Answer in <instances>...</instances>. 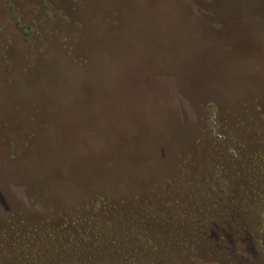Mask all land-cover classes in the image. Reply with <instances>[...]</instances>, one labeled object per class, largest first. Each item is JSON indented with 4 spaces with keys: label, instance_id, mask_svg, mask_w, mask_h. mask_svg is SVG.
Returning a JSON list of instances; mask_svg holds the SVG:
<instances>
[{
    "label": "rangeland",
    "instance_id": "rangeland-1",
    "mask_svg": "<svg viewBox=\"0 0 264 264\" xmlns=\"http://www.w3.org/2000/svg\"><path fill=\"white\" fill-rule=\"evenodd\" d=\"M197 2L0 0V264H264L262 11Z\"/></svg>",
    "mask_w": 264,
    "mask_h": 264
},
{
    "label": "trees",
    "instance_id": "trees-1",
    "mask_svg": "<svg viewBox=\"0 0 264 264\" xmlns=\"http://www.w3.org/2000/svg\"><path fill=\"white\" fill-rule=\"evenodd\" d=\"M233 1L237 2L238 0H198L195 8L202 16H199L197 19L202 20L210 17L211 20L220 23L224 21V18L221 16V11L218 7L225 6V4L232 3ZM249 4L250 10L261 9V18L264 19V0H249ZM216 9L218 10L216 11Z\"/></svg>",
    "mask_w": 264,
    "mask_h": 264
},
{
    "label": "water",
    "instance_id": "water-1",
    "mask_svg": "<svg viewBox=\"0 0 264 264\" xmlns=\"http://www.w3.org/2000/svg\"><path fill=\"white\" fill-rule=\"evenodd\" d=\"M243 5H248L249 4V0H242Z\"/></svg>",
    "mask_w": 264,
    "mask_h": 264
}]
</instances>
